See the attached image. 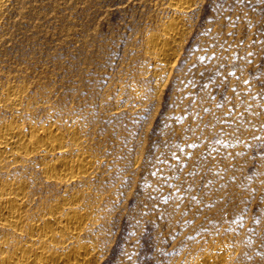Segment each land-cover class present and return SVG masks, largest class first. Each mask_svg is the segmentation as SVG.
I'll return each mask as SVG.
<instances>
[{
  "label": "rangeland",
  "instance_id": "1",
  "mask_svg": "<svg viewBox=\"0 0 264 264\" xmlns=\"http://www.w3.org/2000/svg\"><path fill=\"white\" fill-rule=\"evenodd\" d=\"M173 1L3 0L0 97L25 99L18 120L1 103L0 122L56 130L67 149L0 163L28 196L0 254L63 260L82 244L71 263L264 264V0ZM173 24L157 63L148 40ZM78 157L88 172L43 167ZM70 209L88 216L77 236L29 227Z\"/></svg>",
  "mask_w": 264,
  "mask_h": 264
},
{
  "label": "bare ground",
  "instance_id": "2",
  "mask_svg": "<svg viewBox=\"0 0 264 264\" xmlns=\"http://www.w3.org/2000/svg\"><path fill=\"white\" fill-rule=\"evenodd\" d=\"M187 1L188 0H175V2L174 1L173 2H174L175 7L179 11L187 5ZM2 3H3V0H0V6H2ZM172 5L173 4H171V6ZM175 24L168 26L162 33H159L155 36H152L148 40L147 48H148L149 52L154 55L157 63H159L162 60L167 62L168 57H171L172 43L174 40H176L177 34H178L177 25H175ZM24 99L25 98H24L22 90H20L18 88H8L3 93V96L0 97V104L2 103L5 106H10L12 108H15L16 109L15 111H17V114L15 115L14 120H16V119L18 120L20 118L21 113H22L21 107L24 103ZM17 115L19 116V118ZM14 120L4 121V122L1 121L0 122V163L5 159H13V160H15V162H17L19 160H22L24 157H27V155H30L31 153L33 154L34 152H40L43 154H48V153L50 154V152H55V151L61 152L63 150L65 151L67 149L66 145L64 144L65 141L63 140V136H60L58 134V132H56V130H55V132H56L55 133L52 129L45 128L46 126H43V128H39L38 126H35V125L23 127V126H20L17 123H15ZM65 147H66V149H65ZM25 159H29V158H25ZM88 160L89 159H87L86 157H78L76 159H73L72 161L67 160V159H63V160L60 159L59 161L53 162V163L45 162L46 161L45 160L43 163V167H44V169L47 170V172H50L54 176L58 177V175H59V177L61 179L62 177H65L66 175H68V173H74L76 171L78 172V170H80V169H82V170L85 169L84 170V172H85L88 165H89ZM41 166H42V164H41ZM86 172H88V171H86ZM69 175H71V174H69ZM66 178H67V176H66ZM66 178H65V180H66ZM62 179H64V178H62ZM1 181H0V228H2L3 230L6 231L5 232L6 237L5 236L1 237L0 248L3 247L4 243H6V241H7V238H9L10 231L15 233L18 230H23L25 225H27L26 224L27 220H26V216H25V214H26L25 213V206H24V202H26V201H24V199L28 197L27 193H26L27 189H25V186L23 184L4 182V181L1 182ZM15 182H17V181H15ZM78 196H76V197H78ZM73 198H75L74 195H73ZM76 201H77V199H76ZM74 202L75 201L73 200V203ZM69 203H71V202H69ZM67 204H68V202H67ZM70 205L68 204V206H70ZM61 206H63L62 203H61ZM72 207H74V206H72ZM56 208L58 209V206L55 204V208H53V209L57 210ZM59 209L61 210L60 207H59ZM71 209H70V211H71ZM55 210H53V211L51 210L53 213H49L50 215L44 218L45 219L44 221L46 222V224L44 222L45 225L39 226L36 224L37 222L35 224L32 222V223H30L29 227H31V229L33 228V230L35 229L36 231H38V234L41 236V238H44L46 240H52V242L54 239H56L58 237V234L62 235V236L69 235V236H71V238L73 236H77L79 234L80 229H81V225L82 224L84 225L85 220L88 217L87 213L85 214V213L80 212V211L77 212V210L76 211L72 210L71 212H69V210H68L67 212L65 211L67 214L65 213L66 215L64 217H60L61 216L60 214H59L60 216L58 217L55 215V213H56ZM59 212H61V211H59ZM44 214H45V212H44ZM41 215L43 216V214H41ZM28 217H29V215H28ZM29 218L32 219V217H29ZM42 223L43 222H41V224ZM85 226H86V224H85ZM2 235H4V234H2ZM19 235H21V234H19ZM31 236H33V235H31ZM27 238H28L27 241H29V236ZM71 238H69V239H71ZM16 239H17V237L15 238V241H16ZM18 239H21V238H18ZM37 241H39V240L37 239ZM52 242H51V244H52ZM15 243L17 245V241ZM30 243L32 245V239H31ZM51 244H48V245H51ZM42 246L44 247V244ZM58 246H56V247H58ZM85 246L82 248V244H81V247L79 246L80 249H78L76 247L77 249L75 248L76 250H73V251L72 250L71 251L66 250L68 257L66 255L65 256L68 259L63 258V260H62L60 256H57L58 254H55V253L49 254V252H48V254L45 255L44 254L45 252L43 253V252H40L37 250H36V252L35 251L31 252V248L29 249L28 245H27V247L17 245L16 249L11 254H7V255H2L3 253L0 254V264H76V262L79 263V261H77V260L83 259V261H84V259H87L86 257L89 256L88 253H90V252H89L88 247H90V246H87V247H85ZM46 247H48V246L46 245ZM50 248H52V247L50 246ZM72 248H74V247H72ZM0 251H3V250H0ZM53 252L54 251H52V253ZM46 253H47V251H46ZM63 254H65V253H63ZM69 258L75 259L76 262L72 261V263H71ZM73 259H71V260H73ZM208 259L211 260L210 257ZM212 260H213V258H212ZM222 261H221V263H222ZM221 263H218V262L212 263L209 261V262L203 263V264H221Z\"/></svg>",
  "mask_w": 264,
  "mask_h": 264
}]
</instances>
